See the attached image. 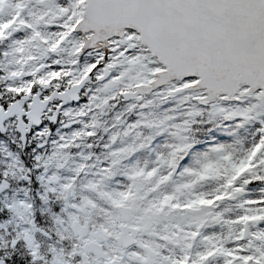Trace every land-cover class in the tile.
<instances>
[{"label": "snow or ice", "instance_id": "obj_1", "mask_svg": "<svg viewBox=\"0 0 264 264\" xmlns=\"http://www.w3.org/2000/svg\"><path fill=\"white\" fill-rule=\"evenodd\" d=\"M173 97L248 101L224 116L246 138L179 172L191 145H169L109 187L141 147L110 150L118 134L163 123L127 115ZM82 144L99 179L40 174ZM0 264H264V0H0Z\"/></svg>", "mask_w": 264, "mask_h": 264}, {"label": "rangeland", "instance_id": "obj_2", "mask_svg": "<svg viewBox=\"0 0 264 264\" xmlns=\"http://www.w3.org/2000/svg\"><path fill=\"white\" fill-rule=\"evenodd\" d=\"M127 103V102H124ZM249 102H234V101H213L208 105H200L190 101H183L181 97H173L168 99L166 102L157 105L155 107L134 110L132 113L128 114L125 120V125L135 123L137 121H163V123L154 127H145L143 124L138 125L137 128L132 129L128 135H119L116 141L110 145V150H115L117 148L123 147L125 145H141V147L135 148L130 155L123 158L119 165L114 169V175L110 177L105 183L109 187L117 186L120 183H124V177L121 173L131 164L136 163L144 166H152L157 155H166L169 151V145H175L179 143L190 144L186 150V153H182V159L179 160L177 166V172L180 169L191 163L195 155L200 152L206 151L207 148L216 143H229L236 145V141L241 142L247 136V131L251 126L249 121L243 120L239 116H234L230 119H225L224 116L227 112L242 110ZM121 108L123 105L120 106ZM217 108L224 109V112L216 111ZM120 110V108L116 109ZM191 111H199L200 114H204L208 117V120L199 121L198 116L191 117L192 121H196L205 125L204 130H206V135L204 138L200 139L197 143H194L193 139L188 137V133L191 132V125L194 122L188 124L187 130L180 133L181 137H186V139H180L173 135L176 131L174 125L182 124L184 121L189 120L186 113ZM110 115L102 117L101 119L105 121H110ZM125 125H122L118 133L124 132ZM107 126V124H105ZM72 127H77L73 125ZM70 129H61L63 132H67ZM139 133V135H136ZM97 135L101 136L99 143L106 142V134L103 137L99 129H97ZM96 143L95 140L85 141L87 143ZM82 144L79 148L74 149L70 155V158L65 161L64 166L60 169H48L40 170L41 175H52L55 174L61 178L70 176L71 169L75 167L76 164L85 163L86 165H92L91 168L87 169V174L82 173L81 181L86 182L89 179H99V174L97 172L98 168H103L107 166V159L102 155V150L99 147L87 148ZM87 161H83L82 157L89 155ZM203 190H208L205 187ZM235 202H231L228 205L230 212H235L234 207Z\"/></svg>", "mask_w": 264, "mask_h": 264}, {"label": "trees", "instance_id": "obj_3", "mask_svg": "<svg viewBox=\"0 0 264 264\" xmlns=\"http://www.w3.org/2000/svg\"><path fill=\"white\" fill-rule=\"evenodd\" d=\"M197 120L205 121L208 120V117L201 113ZM204 127V124L201 125V123L195 121L191 125V132L187 134L188 137L193 139L194 143H197L200 139L204 138L207 133L206 130H204Z\"/></svg>", "mask_w": 264, "mask_h": 264}]
</instances>
